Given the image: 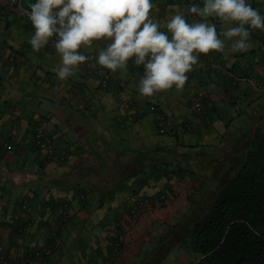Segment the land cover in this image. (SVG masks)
<instances>
[{
  "label": "crops",
  "instance_id": "obj_1",
  "mask_svg": "<svg viewBox=\"0 0 264 264\" xmlns=\"http://www.w3.org/2000/svg\"><path fill=\"white\" fill-rule=\"evenodd\" d=\"M18 2L30 9L35 0ZM249 2L264 14V0ZM9 4L0 0V264L2 256L9 264H139L188 206L185 170L200 175L239 138L264 130V31L252 30L245 53H232L226 42L224 53L200 55L182 91L146 98L136 90L142 66L129 61L112 73L96 63L102 42L79 49L90 59L60 81L54 43L33 52L31 23ZM153 4L161 31L176 12L193 20L181 0ZM210 22L223 39L229 25ZM106 74L112 82L103 88ZM162 118L165 133L157 125ZM38 124L65 159L38 150ZM178 168L184 173L173 172ZM166 193L177 199L131 222L129 211L141 198ZM174 251L166 264H192L188 251Z\"/></svg>",
  "mask_w": 264,
  "mask_h": 264
},
{
  "label": "clouds",
  "instance_id": "obj_2",
  "mask_svg": "<svg viewBox=\"0 0 264 264\" xmlns=\"http://www.w3.org/2000/svg\"><path fill=\"white\" fill-rule=\"evenodd\" d=\"M203 6L187 8L167 19L166 31L154 20L153 0H35L29 5L28 20L33 34L28 39L33 52L50 42L59 56L57 78L65 82L90 57L79 49L98 48L96 63L112 73L125 71L129 61L142 66L136 83L140 96L151 98L173 89L182 91L188 73L200 55L224 53L230 42L232 53H245L250 47L252 30L264 31V14L249 0H202ZM229 25L218 37L210 20Z\"/></svg>",
  "mask_w": 264,
  "mask_h": 264
},
{
  "label": "trees",
  "instance_id": "obj_3",
  "mask_svg": "<svg viewBox=\"0 0 264 264\" xmlns=\"http://www.w3.org/2000/svg\"><path fill=\"white\" fill-rule=\"evenodd\" d=\"M181 2L186 6L184 0ZM40 124L34 129V138ZM158 129L165 133L168 128ZM9 146L6 150L12 149ZM226 151L214 158L215 165L200 169L198 176L185 170L192 182L187 210L175 225L159 235L153 247L142 253L139 264H166L179 246L187 249L192 264H264V130L258 128L251 137L239 138ZM178 169L173 172L184 173ZM145 199L162 210L177 196L166 193ZM132 210L128 214L131 222L148 211L134 216ZM117 238L121 246L122 238Z\"/></svg>",
  "mask_w": 264,
  "mask_h": 264
},
{
  "label": "built area",
  "instance_id": "obj_4",
  "mask_svg": "<svg viewBox=\"0 0 264 264\" xmlns=\"http://www.w3.org/2000/svg\"><path fill=\"white\" fill-rule=\"evenodd\" d=\"M185 4L187 7H190L194 4V0H184ZM9 9L12 12H16L18 13L23 19L28 20V12L30 11V9L28 8H22L20 7L18 0H10V4H9ZM193 19H197V17L192 16ZM103 72L102 70H98V74ZM110 76L108 74L104 75V78L102 80V87L103 88H108L109 86V82H110ZM127 108H129V106L127 105ZM141 107H139V109H136L139 111V113H143L144 110L140 109ZM197 110L198 112H201L202 110V106L201 103L197 104ZM135 114V113H134ZM135 115L130 116L129 121H133ZM159 126L162 129H166L167 127V121L162 118L159 122ZM36 144L39 150H41V152H43L46 155V158L49 160H53L55 158H61V159H65L66 158V154L64 152H62V154H58L57 153V149L56 146L54 145L53 140L46 134L44 128L39 127L36 130ZM5 147L7 149H10V146L8 144L5 145ZM159 206V202L155 201ZM151 202L146 200V199H141L137 202V205L134 206V209L132 210V214L137 215L138 213H143L144 211H146L147 209L149 210L151 207ZM68 221L67 217H64L62 219L63 223H66ZM2 260V264H9V262L7 261V259L5 257H1Z\"/></svg>",
  "mask_w": 264,
  "mask_h": 264
},
{
  "label": "rangeland",
  "instance_id": "obj_5",
  "mask_svg": "<svg viewBox=\"0 0 264 264\" xmlns=\"http://www.w3.org/2000/svg\"><path fill=\"white\" fill-rule=\"evenodd\" d=\"M19 3V2H18ZM21 7V6H20ZM16 13V12H15ZM18 14V13H17ZM19 15V14H18ZM187 210V207L185 208V210L184 211H182V213H184L185 211ZM181 213V214H182ZM179 218H180V216H179ZM178 221V220H177ZM177 221L174 223V225L177 223ZM170 227L167 225V228L166 229H164L163 228V230H165V231H167L168 229H169ZM162 233H160V234H158V236L156 237V239L159 237V235H161ZM156 239L154 240V243H153V245L155 244V241H156ZM179 248H180V246L179 247H176L174 250V256L177 254V251L179 250ZM183 252H185V253H183L184 255H186V252H187V249H184V251ZM177 261H179L178 259H177Z\"/></svg>",
  "mask_w": 264,
  "mask_h": 264
}]
</instances>
